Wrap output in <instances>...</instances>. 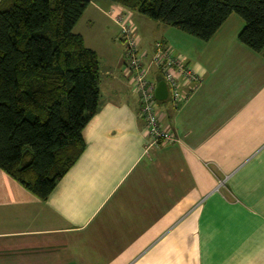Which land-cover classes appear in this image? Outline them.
I'll use <instances>...</instances> for the list:
<instances>
[{"label": "crops", "instance_id": "0c3cea01", "mask_svg": "<svg viewBox=\"0 0 264 264\" xmlns=\"http://www.w3.org/2000/svg\"><path fill=\"white\" fill-rule=\"evenodd\" d=\"M121 8L92 0L73 29L84 20L74 33L100 69L77 161L44 201L0 170V264H264L263 54L239 42L234 14L205 42L138 35L141 51L161 41L201 77L179 111L157 102L174 139L147 147L121 53L101 49L97 28H118Z\"/></svg>", "mask_w": 264, "mask_h": 264}, {"label": "trees", "instance_id": "16d2710c", "mask_svg": "<svg viewBox=\"0 0 264 264\" xmlns=\"http://www.w3.org/2000/svg\"><path fill=\"white\" fill-rule=\"evenodd\" d=\"M92 0H0V170L39 200L84 150L96 113V53L73 29ZM199 41L234 14L264 56V0H108Z\"/></svg>", "mask_w": 264, "mask_h": 264}, {"label": "built area", "instance_id": "2783aa9c", "mask_svg": "<svg viewBox=\"0 0 264 264\" xmlns=\"http://www.w3.org/2000/svg\"><path fill=\"white\" fill-rule=\"evenodd\" d=\"M119 28L123 49V74L131 84L137 96L139 116L145 125L147 147L173 141L174 136L168 125L163 123L164 113L158 111L157 101L153 97L154 80L149 74L161 79L167 89V103L173 111H179L201 84L200 75L185 61L175 54L165 43L157 41L147 54L138 47V36L128 18V11L111 16Z\"/></svg>", "mask_w": 264, "mask_h": 264}, {"label": "rangeland", "instance_id": "374dc122", "mask_svg": "<svg viewBox=\"0 0 264 264\" xmlns=\"http://www.w3.org/2000/svg\"><path fill=\"white\" fill-rule=\"evenodd\" d=\"M129 20L133 24V27L135 29V32L137 36L144 37L146 39H154L157 38L162 30H168V29H175L173 27H167L159 22H155L153 20H149L145 18L144 16L132 12V15H130ZM88 28V27H87ZM97 28L103 29L107 34L110 35V39L108 42L102 43L101 49L109 50L111 52H118L121 53V56H123V48L121 43L115 41L114 36H120L119 35V28L114 27L108 20L100 21L98 22ZM86 30V26L84 25V20H82L76 27L75 31H82ZM102 30V32H103ZM98 39V38H97ZM99 49V50H101Z\"/></svg>", "mask_w": 264, "mask_h": 264}, {"label": "water", "instance_id": "95a60500", "mask_svg": "<svg viewBox=\"0 0 264 264\" xmlns=\"http://www.w3.org/2000/svg\"><path fill=\"white\" fill-rule=\"evenodd\" d=\"M167 89L165 83L161 79H156L154 81L153 97L154 99L161 103L167 100Z\"/></svg>", "mask_w": 264, "mask_h": 264}]
</instances>
